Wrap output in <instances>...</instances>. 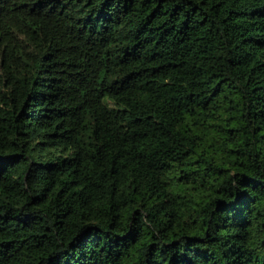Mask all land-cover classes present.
Instances as JSON below:
<instances>
[{
	"label": "trees",
	"instance_id": "trees-1",
	"mask_svg": "<svg viewBox=\"0 0 264 264\" xmlns=\"http://www.w3.org/2000/svg\"><path fill=\"white\" fill-rule=\"evenodd\" d=\"M0 264H264V0H0Z\"/></svg>",
	"mask_w": 264,
	"mask_h": 264
}]
</instances>
